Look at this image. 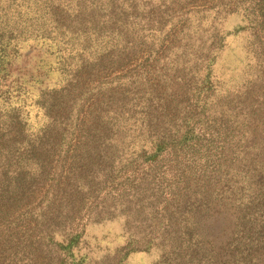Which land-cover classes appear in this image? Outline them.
Returning <instances> with one entry per match:
<instances>
[{"label":"trees","instance_id":"1","mask_svg":"<svg viewBox=\"0 0 264 264\" xmlns=\"http://www.w3.org/2000/svg\"><path fill=\"white\" fill-rule=\"evenodd\" d=\"M110 1L0 0V232L11 228L13 252L26 251L39 236L34 253L49 247L61 264H82L83 231L70 227L78 206L96 184L148 163L108 207L120 200L128 221L155 222L152 234L138 232L136 245L129 240L113 253L114 264L153 241L161 250L155 264H264V128L253 126L259 112L214 84L210 63L204 73L199 61H188L191 109L165 112L163 125L153 124L151 72L143 70L147 63L123 68L127 33L114 32L100 13ZM53 53L58 61L48 59ZM52 72L59 75L53 84ZM103 73L113 77L101 80ZM257 77L264 78V68ZM79 97L89 100L86 109ZM199 121L211 136L193 129ZM223 136L226 147L212 170L188 175L185 194L173 185L177 201L152 204L160 155L181 149L188 160L208 158L212 141ZM214 211L232 220L234 240L223 246L205 223Z\"/></svg>","mask_w":264,"mask_h":264},{"label":"rangeland","instance_id":"2","mask_svg":"<svg viewBox=\"0 0 264 264\" xmlns=\"http://www.w3.org/2000/svg\"><path fill=\"white\" fill-rule=\"evenodd\" d=\"M100 13H106L114 23L111 28L114 32L127 33L128 48L125 50L123 68L139 70L141 63H147L143 70H150L148 78L155 93L151 108L153 124L163 125L165 112L171 113L177 109L188 111L194 100L190 98L188 61H199L204 73H207L205 67L210 63L214 84L223 90L235 91L244 98L245 104L259 112L253 126L264 128V78L259 80L257 77L258 71L264 68V0H113L107 6H102ZM115 38L112 37V40ZM34 55H37V50ZM40 55L46 56L42 52ZM47 57L50 61H58L54 53ZM34 58L39 59L38 55ZM112 77L103 73L100 79ZM58 79L56 72L48 76L51 84ZM89 82L90 79L87 85L93 84ZM79 100L85 103V109L89 106L88 99L79 97ZM193 124L196 132L211 136L205 122ZM77 138L74 136L72 141L75 142ZM212 143L205 153L208 158L193 156L188 160V150L181 149L177 151L181 154L180 159L175 157L177 153L170 150L159 156L153 171L152 204H159L160 209L166 200L177 201V195L186 193L183 182L188 184V175L197 179L214 168L226 147L225 137L215 138ZM138 163L115 173L114 180L96 184L93 192L87 194L78 206L80 209L70 227L74 232L83 231L77 247L81 250V256L87 254L82 264H114L113 253L129 240L136 245L140 241L138 232L141 237L152 234L150 225L155 222L140 219L137 222L128 221L126 213L122 212L120 200L116 207H108L112 197L121 195L130 180L143 176L149 170L148 163ZM175 184L180 187L177 195L170 192ZM104 205L106 210H101ZM88 213L93 215L91 221H87ZM206 218L205 223L211 230L209 237L213 242L223 246L234 240L230 228L232 220L228 214L214 211ZM6 229L3 225V232H0V264H61L55 254L47 251L49 247L40 246L34 253L39 243V239H36L38 235L33 246L26 251L13 252L15 243L9 238L11 228ZM142 230L145 233L142 234ZM145 249L130 253L124 264H155L161 254L160 248L153 241L152 246Z\"/></svg>","mask_w":264,"mask_h":264}]
</instances>
